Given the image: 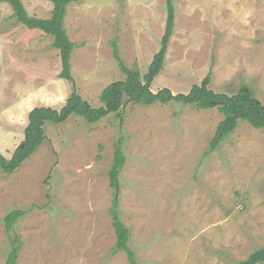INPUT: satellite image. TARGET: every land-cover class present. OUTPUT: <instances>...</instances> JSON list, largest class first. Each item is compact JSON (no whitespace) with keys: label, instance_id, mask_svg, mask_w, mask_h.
<instances>
[{"label":"rangeland","instance_id":"374dc122","mask_svg":"<svg viewBox=\"0 0 264 264\" xmlns=\"http://www.w3.org/2000/svg\"><path fill=\"white\" fill-rule=\"evenodd\" d=\"M31 16L50 18L53 4L23 0ZM176 23L154 93L188 94L210 74V89L242 88L264 101V0H175ZM0 2V153L10 159L36 107L61 110L76 86L93 107L113 82L126 79L115 59L148 72L161 48L166 0H78L64 21L76 48L74 83L53 37L30 30ZM217 109L172 102L127 104L90 124L72 116L46 125V140L12 175L0 171V264L20 239L18 264H130L116 250L109 172L117 145L125 156L118 197L129 245L139 264H237L264 247V129L244 121L206 155Z\"/></svg>","mask_w":264,"mask_h":264},{"label":"trees","instance_id":"16d2710c","mask_svg":"<svg viewBox=\"0 0 264 264\" xmlns=\"http://www.w3.org/2000/svg\"><path fill=\"white\" fill-rule=\"evenodd\" d=\"M43 1L51 2L54 6L50 18L31 16L23 0H0L2 3L11 5L14 10L13 17L19 24L30 30H40L53 37V46L59 50L61 59L62 71L59 77L74 83L71 60L76 45L67 34L64 21L68 6L78 0ZM166 5L168 14L165 34L161 40V48L154 55L148 72L142 75L140 70H132L126 67L114 44L115 59L119 62L121 70L126 74V79L113 82L103 91L100 97L102 106L99 108L93 107L88 101L84 100L77 92L76 86L73 85L74 90L61 110L51 107H36L30 111L28 124L24 131V140L21 145L14 151L10 159L0 153V171L2 173L12 175L38 151L46 140V125L63 124L72 116L82 117L88 123L94 124L110 114H117L120 117L122 109L129 103L152 106L157 103L166 105L176 102L192 105L198 110L217 108L223 114L224 119L218 125L206 155L216 151L224 140L238 128L240 121L247 122L256 129H264V101L256 99L247 88H242L234 95L216 93L210 89V74L200 85H194L188 94L175 95L168 88L157 93L152 91V83L164 68L176 23L175 0H166ZM124 165L125 156L117 145L114 164L109 172L111 187L117 191L111 211L112 226L117 238L116 250L125 252L130 264H139L136 253L129 245L130 230L122 221L119 211L118 192L120 174ZM25 213L20 209L13 210L4 219L7 234L11 239V250L5 264H18L21 244L20 239L16 236L14 225ZM237 264H264V247L257 249L246 260H242Z\"/></svg>","mask_w":264,"mask_h":264},{"label":"crops","instance_id":"0c3cea01","mask_svg":"<svg viewBox=\"0 0 264 264\" xmlns=\"http://www.w3.org/2000/svg\"><path fill=\"white\" fill-rule=\"evenodd\" d=\"M72 64V63H71Z\"/></svg>","mask_w":264,"mask_h":264}]
</instances>
